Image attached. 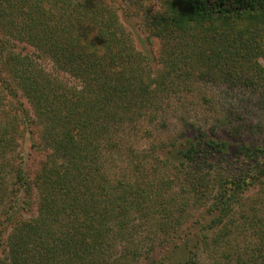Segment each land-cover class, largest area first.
<instances>
[{"label": "trees", "instance_id": "obj_1", "mask_svg": "<svg viewBox=\"0 0 264 264\" xmlns=\"http://www.w3.org/2000/svg\"><path fill=\"white\" fill-rule=\"evenodd\" d=\"M121 1L0 0V264H134L140 228L149 264H264V137L132 142L192 91L235 98L237 118L259 111L264 131V0H157L144 14L157 67Z\"/></svg>", "mask_w": 264, "mask_h": 264}, {"label": "rangeland", "instance_id": "obj_2", "mask_svg": "<svg viewBox=\"0 0 264 264\" xmlns=\"http://www.w3.org/2000/svg\"><path fill=\"white\" fill-rule=\"evenodd\" d=\"M120 5L121 8L119 12L121 11L122 19L125 21L128 29L131 31L134 37L137 49L144 53L147 52L148 55L152 58L153 64H155V66L157 67L156 64L158 62L159 48L161 47L160 40L156 37L149 36V33L144 26V14L148 10H156L159 7L160 2H158L157 0H123L120 2ZM28 48L32 50L31 47ZM260 61L264 65V57H261ZM40 62L44 66L49 63V61L47 62L46 60H40ZM49 65L50 66L48 67H51V64ZM67 77H69V75H66V78ZM67 81L75 80L70 77V79ZM202 90L207 91L204 92L207 94H211L213 93V91H221L215 86L209 87L205 84L202 86ZM189 93H192V95L189 94L187 98H182L183 100H185V104L181 100L182 102H173L171 105H169L163 112L160 121L146 123L144 121L142 122L139 127V132L132 136V142L135 145V149H144L145 151H148L151 149V146L154 143L158 148V153H162V151L170 148V146L167 148H161V141L170 142L172 140L174 141L175 139H178L179 141L183 138L181 137V135H183V132L186 133V135L193 136L195 135V133H197L196 129H199V127H202V130L209 132L210 135H213V130L219 132V137L228 140L234 147L241 141L255 143L257 142V139H260V141L263 140L264 131L262 132L258 128L260 119L259 111L255 110L254 112L250 113L245 111V113H247L244 114L243 118H237L239 117L240 113L239 112L238 114H236L238 112V106L236 107L233 105V110H235L233 111V114L230 112L231 110H229V107L232 106V100H234L235 98L231 99L230 97H227L223 99L225 100V102H223V107H221V105H217V107H215L211 105L208 106V104H202L199 94H193V91ZM21 99L24 100L25 105L29 107L26 99L23 97ZM238 99H241V97L239 96ZM238 99L236 103L241 105ZM220 115L223 116V119H225L226 117H232V119L235 121L236 128H239L240 133H238L237 135H232L230 133V128H227L229 126H226V124L224 123L215 127ZM163 122H165L166 124ZM31 131L33 133L34 139H37L36 128L32 127ZM21 143H25L26 148L30 149L32 140L30 138L25 140L22 139ZM44 156L45 153L35 152L33 150L32 157L30 158L33 159V164L36 163V166L34 165L35 167L38 166ZM119 164L120 162L116 163L114 165V168L120 171L122 170V167ZM205 209L206 208L202 207L200 209H196L195 212H197L199 215L201 212L205 211ZM30 213V211L24 212V216L28 217L31 215ZM32 213H36V203L34 204ZM147 232L148 231L146 229L140 228V231L137 233L139 238L137 237L138 240H136L135 243L138 244V246L142 247L143 252L142 258L140 257V259L135 260L134 264H149V262L147 261L148 258H146L147 256H143L144 252H147L148 250L147 247H149V245L147 244L148 242H146L147 239H145L148 234ZM139 239H141L142 241H140ZM157 245L159 247L160 244ZM124 247L126 250L127 246L125 245V243L119 244L116 253H120L121 250H124ZM158 247L151 249L150 253L152 252V255H156L158 257H160V255H165L166 248L163 247L164 249L159 248L158 250H156ZM180 255L181 254H179L178 257Z\"/></svg>", "mask_w": 264, "mask_h": 264}]
</instances>
